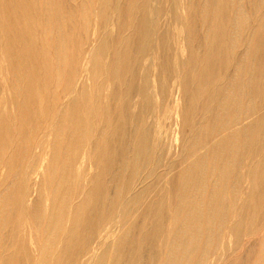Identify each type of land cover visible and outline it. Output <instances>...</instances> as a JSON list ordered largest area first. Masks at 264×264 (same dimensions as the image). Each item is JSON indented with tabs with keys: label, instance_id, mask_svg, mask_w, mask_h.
Here are the masks:
<instances>
[{
	"label": "bare ground",
	"instance_id": "bare-ground-1",
	"mask_svg": "<svg viewBox=\"0 0 264 264\" xmlns=\"http://www.w3.org/2000/svg\"><path fill=\"white\" fill-rule=\"evenodd\" d=\"M240 1L188 5L195 24L188 31L187 56L171 60L167 74L175 77L180 103H167L163 113L170 119L176 110L181 154L192 157L169 177L163 193L149 195L150 179L125 196L139 173L150 176L173 145L167 147L166 131L155 135L146 116L143 96L150 83L158 107L166 97L175 100L167 75H152L144 64L154 46L160 52L168 37L156 33L154 7L145 2L137 6L141 15L129 23L113 58L92 57V78L107 75L114 85L111 92L101 98L83 87L58 110L52 139L35 168L43 179L31 204L25 176L29 148L41 118L53 109L43 93L50 99L76 77L72 62L82 45L75 29L78 18L89 22L92 12L77 8L73 0H45V40L40 41L31 0L3 1L0 29L7 37L2 46L17 109L11 116L0 112V168L7 170L0 181V264H77L95 240L99 246L86 264H264V238L245 242L242 253L231 257L221 251L227 236L238 248L264 221V112L256 113L264 86V14L250 15ZM246 1L253 10L264 5V0ZM57 12H68L72 21L64 25ZM100 46L107 48L108 42ZM222 73L225 78L214 85ZM193 105H199L205 123L194 132L188 130ZM89 167L95 170L89 172ZM27 210L41 232V242H32L35 256L25 245L9 246L11 225Z\"/></svg>",
	"mask_w": 264,
	"mask_h": 264
},
{
	"label": "rangeland",
	"instance_id": "rangeland-1",
	"mask_svg": "<svg viewBox=\"0 0 264 264\" xmlns=\"http://www.w3.org/2000/svg\"><path fill=\"white\" fill-rule=\"evenodd\" d=\"M3 1L0 0V4H1L0 11L2 10V6L4 4ZM31 2H32L31 7L34 12L33 20H34V25H35V31L40 41H43L45 40V34H43L44 29L42 30V27H41L42 26L41 24H43L41 19L43 18L42 7L44 6L43 2H45V0L43 1L42 0H31ZM145 2H149L154 7L155 13L153 15V21H154V24L156 25V33L158 35H164V36L166 35V33H168L166 44L163 46V49L160 52H158V49L156 48V46H154L152 53L147 55L145 59L144 64L147 67V69L150 70V73L153 75L155 74V72H160V75L162 74L167 75L169 74L168 66L171 60L181 61L185 58V56H187V49L185 48H187L186 46H187L188 36H189L188 31L191 30L195 24V22H192V20L188 16L189 11H190L189 10L190 6L188 5H191L190 4L191 2L196 4L197 0H73L72 4H74L77 8H79L80 6L81 7L83 6L84 8L90 9V11L92 12V16L90 19L91 21L86 22L84 21L83 18L79 17L78 27H76L75 29V35L77 37V40L78 42H80V46L82 45V48L79 50V53H77V57H78L77 61L75 60V62H72L73 63L72 68L73 70H76V74H75L76 77L73 79V81L71 80L72 82L70 81V85L67 88H62V89L59 88L61 90L58 89L55 95L53 97H50V99L49 97H46L47 95L46 92L43 93L45 95V97L43 98L44 101L49 100L51 101V103L53 102V109L51 112H49L48 114H46L44 117L41 118V121L39 123L40 128L38 127V130L35 133L33 140H32V146L29 148V152L31 154H30L28 161L30 162L27 161L29 164L26 163L28 166H27V172H25V176L27 177L28 186H29V190L27 194L28 204H31L32 200L37 195L36 188H38V183L43 179V174H39L38 172H36L35 168L38 167L39 162H40L39 158L41 157L42 154H44L45 150H47L49 142L52 139V135L55 129V122L57 119L56 116H58L56 115L58 110L60 111L67 105L69 98L79 96L80 90L83 87L93 89L94 91L98 93V95L101 98H104L107 94H109V92H111L114 85H113L112 80L107 75H102L98 79H95V80L92 78L91 69H90L92 57H94V59H97L98 56H101L102 61H106V62H108L110 59L113 58L117 45L119 44L120 40L127 33L129 29V23L134 20L136 21V19L140 17L141 15L142 10L138 8L137 6L144 4ZM240 4L243 10L248 12L250 15L254 14L255 17L256 16L259 17L260 15L264 14V5H262V7H259V9L253 10L251 7V3L249 1H246V0L240 1ZM57 14H58L57 15L58 20L62 22L64 25L72 21V19L69 17L70 14L68 12H61V13L57 12ZM76 15H79V13L77 12ZM88 23L90 25H88ZM186 32L188 33L186 34ZM6 37H7L6 32L0 29V55H1L0 56V82H1L0 83V89H1L0 90L1 91L0 92L1 93L0 94V112L3 113L4 115L11 116L13 112H14L13 115L16 113L17 106L15 105L17 102V98H16L15 91L13 89L14 86L11 85L9 81L11 72L7 66L8 61L5 59V51L3 48L4 46H2ZM101 41L102 42L104 41L106 43L108 42L107 48H103L101 50V46H100ZM91 50L94 56L90 54ZM239 51H241V49ZM49 53H48V56L50 58V62L52 61L51 64H54V57H53L54 55H51L53 52L49 51ZM172 57H174L175 59ZM83 67L85 68L83 69ZM77 68H78V74H77ZM2 71H3V74H1ZM261 72L263 73V77H264V60L261 64ZM224 76L225 75L222 73L218 77L219 81L217 78L214 85L216 84L218 85V83H220V81H222V79L225 78ZM54 77L56 78L55 75ZM174 78H175L174 75H167V80H168V84L170 87L173 85ZM73 84L75 85V87ZM153 86L155 85L153 83L152 84L150 83L148 85V93H146L143 96L145 104L146 105L148 104L147 110H146V116H148L147 117L148 124L152 125L154 123L155 127L153 128L155 129V135L157 137L160 135L164 136L165 131H166L168 133L166 135L167 136L166 138H168L167 147H168V144L171 145L172 143L173 145H171L169 153L166 154V152L165 153L163 152L164 160L162 159V163L151 172L150 176H147L146 173L142 172L144 170H142L139 173V178L135 180L134 185L129 188L125 196H129L132 193V191H134L135 189L137 190L143 185L147 184V182L150 181V179H153V187L149 195L151 196L154 194L163 193L164 190H166L169 187L168 185L169 177L173 176L180 169H182L187 164V163L185 164V162L187 160L190 161L189 159L192 157L191 156L190 158L189 157L185 158L181 154V150L183 148L182 146L183 144L181 141L182 135H181V129H180V121L178 119L179 117H175L176 110H174L170 119L165 118L164 113H163V107L166 106L167 103L174 104V105L178 103L179 105L180 100H179L178 84L175 83L171 89V93L173 95L172 98L175 101H172L171 97L169 98L166 97L165 100L163 101L164 103H162L163 105L161 104L160 107H158L157 105V101H158L157 94L150 93V91L154 89ZM7 92H10V93H7ZM261 104L262 105L259 106L256 113L260 114L264 112V105H263L264 104V86H263ZM191 108H192L190 109V111H192L191 123L193 126H191V128L188 130L194 132L195 129L197 130V129L204 128V125H202L204 123L202 119L204 114L201 111L199 105H195V106L193 105L191 106ZM159 112H161V114H159ZM193 121L195 122V124ZM174 136L176 137L177 140L172 141L169 139L170 137L172 139V137ZM41 140H43L42 143H41ZM34 141L36 142V144ZM38 146L40 148H38ZM30 158L32 160H30ZM46 159H48V156H46ZM46 161L47 160H45V162L43 163L45 164ZM170 161L174 163L170 164L171 163ZM164 169L165 170L167 169V170L165 171ZM94 170H95L94 167L88 168L89 172H93ZM6 174H7L6 168L5 167L0 168V181L6 176ZM112 225H114V221ZM112 228L114 229L115 226H112ZM11 229L13 230V238L10 241L9 246H11V248H14L15 246L25 245L29 247V249H31L32 256H35L36 254L35 244L37 245L41 242V232L39 231V228L36 225V222L32 219L28 210L25 211L22 215H20V217L16 220V222H14L11 225ZM263 235H264V221L256 228V230L254 231L252 235L243 238L244 242L242 240L240 244L241 246H239L238 248L234 247L233 242H232V237L227 236L224 239V241L221 242V251L225 253L226 258L234 256L235 254H239L240 252L242 253L241 247H243V245L247 244L248 242L259 243V241L264 238ZM254 237H257V238H254ZM113 239L115 238L112 236L107 241V244L113 241ZM32 242H34L35 244H32ZM98 246H99V240H95V242L92 243L91 251L89 253L83 254L79 258L77 264H86V260H89L94 249L98 248ZM213 259H215L214 255L211 257L210 260L212 261ZM205 264H209V263H205Z\"/></svg>",
	"mask_w": 264,
	"mask_h": 264
}]
</instances>
